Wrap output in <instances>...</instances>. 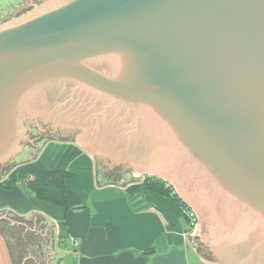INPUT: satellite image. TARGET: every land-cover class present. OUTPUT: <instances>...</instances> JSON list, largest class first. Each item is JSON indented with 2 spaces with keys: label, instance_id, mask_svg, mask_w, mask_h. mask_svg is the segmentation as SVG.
Segmentation results:
<instances>
[{
  "label": "water",
  "instance_id": "1",
  "mask_svg": "<svg viewBox=\"0 0 264 264\" xmlns=\"http://www.w3.org/2000/svg\"><path fill=\"white\" fill-rule=\"evenodd\" d=\"M42 137L117 182L175 184L209 264H264V0H44L0 20V166Z\"/></svg>",
  "mask_w": 264,
  "mask_h": 264
},
{
  "label": "crops",
  "instance_id": "2",
  "mask_svg": "<svg viewBox=\"0 0 264 264\" xmlns=\"http://www.w3.org/2000/svg\"><path fill=\"white\" fill-rule=\"evenodd\" d=\"M91 156L72 140H48L36 157L13 167L27 176L45 169L73 173L68 207L39 199L25 181L0 186V230L14 264H209L180 203L146 186L128 190L144 178L126 173L120 182L107 181Z\"/></svg>",
  "mask_w": 264,
  "mask_h": 264
},
{
  "label": "trees",
  "instance_id": "3",
  "mask_svg": "<svg viewBox=\"0 0 264 264\" xmlns=\"http://www.w3.org/2000/svg\"><path fill=\"white\" fill-rule=\"evenodd\" d=\"M72 176L73 173L68 169H45L27 176L20 172V167H16L5 178L0 180V186L12 188L17 183L25 181L27 186L39 199L68 207V187L69 180ZM143 186H146L152 191L166 194L168 197L180 203L186 210L183 216L188 221L187 210L191 209V207L175 192L172 186H167L166 181L153 175H147L143 181L133 182L127 188L131 193H134Z\"/></svg>",
  "mask_w": 264,
  "mask_h": 264
},
{
  "label": "rangeland",
  "instance_id": "4",
  "mask_svg": "<svg viewBox=\"0 0 264 264\" xmlns=\"http://www.w3.org/2000/svg\"><path fill=\"white\" fill-rule=\"evenodd\" d=\"M43 1L44 0H42V1H40V0L39 1L38 0H11V2L9 4L5 5V4H1V0H0V20H2V19L4 20V18L9 17L10 15L17 13L19 11V9H21L22 7H25L26 5H28V8L29 7H32L33 8V7H35V5H38V3L41 4ZM14 5H15L16 9L14 8ZM29 126L32 129V132L30 133V136H35V135H38L39 133H41L40 130L36 128L35 124L30 123ZM52 137H54V136H52ZM48 140H45L42 137L39 141H36V142L35 141H31V142L28 141V143H25L27 145H23L22 146L23 148L20 151V153L17 154L15 157H12L11 159H9L5 163V164H8V167H1L0 166L1 167L0 168V178H2L9 171H11L13 169V167L17 163L24 162L26 160H30V159L36 157V155L39 154L40 151L42 150L45 142L48 141ZM50 140H53V139H50ZM69 140H72L73 141V139H69ZM33 142H35L34 145L36 147H34L33 144L31 145V143H33ZM63 142H65V141H63ZM95 161H96L95 163H97L96 168H97L98 173L101 171V169H103L102 173H100V174H105L106 175V178L108 179L107 181H112V182L116 183L117 182L116 175H113V176H111V177L108 178L107 177V172H106L104 166L102 165L101 161L98 158H95ZM128 174L129 175H132V178H136V179H138V178H144L147 175H149V174H141V173H138L136 171H130L126 175H128ZM125 179L126 180L128 179L127 176H125ZM118 182H120V180ZM167 183H169V182H167ZM170 185L173 186V188L175 189V192L177 193V188L174 187L175 184L173 185L172 183H170ZM20 237L23 238L24 237L23 234H21ZM192 237H194L193 241H194L196 247L202 245V241H200L194 234H192ZM47 241H48L47 243L49 244V246H52L53 245V241L51 242V239H47ZM42 242H44L46 244L45 239H42ZM45 246H47V245H45ZM48 249H49V253H50L52 250L50 251V248L49 247H48ZM45 258H46V256H45ZM47 260L48 259H45L42 264H47ZM16 262L17 263L20 262L18 260V258H16ZM32 264H34V263H32Z\"/></svg>",
  "mask_w": 264,
  "mask_h": 264
},
{
  "label": "built area",
  "instance_id": "5",
  "mask_svg": "<svg viewBox=\"0 0 264 264\" xmlns=\"http://www.w3.org/2000/svg\"><path fill=\"white\" fill-rule=\"evenodd\" d=\"M167 186H172L170 185V183H167ZM173 187V186H172ZM188 229H189V232L192 234L193 231H195V228H196V223L198 222L199 218L197 217L196 213L192 210V209H188ZM186 212V210H185Z\"/></svg>",
  "mask_w": 264,
  "mask_h": 264
},
{
  "label": "flooded vegetation",
  "instance_id": "6",
  "mask_svg": "<svg viewBox=\"0 0 264 264\" xmlns=\"http://www.w3.org/2000/svg\"><path fill=\"white\" fill-rule=\"evenodd\" d=\"M11 2V0H1V4H5V5H7V4H9ZM24 2V1H23ZM4 6V5H3ZM14 8L16 9V7H15V5H14ZM43 139H45V140H48L49 138H47V137H43ZM25 145H27V144H25ZM30 240H33V237H30L29 238V241Z\"/></svg>",
  "mask_w": 264,
  "mask_h": 264
}]
</instances>
